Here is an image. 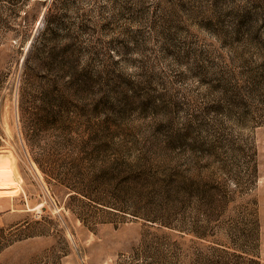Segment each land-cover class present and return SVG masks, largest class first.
I'll return each mask as SVG.
<instances>
[{
    "label": "rangeland",
    "instance_id": "374dc122",
    "mask_svg": "<svg viewBox=\"0 0 264 264\" xmlns=\"http://www.w3.org/2000/svg\"><path fill=\"white\" fill-rule=\"evenodd\" d=\"M1 155L0 264H264V0H0Z\"/></svg>",
    "mask_w": 264,
    "mask_h": 264
},
{
    "label": "bare ground",
    "instance_id": "6f19581e",
    "mask_svg": "<svg viewBox=\"0 0 264 264\" xmlns=\"http://www.w3.org/2000/svg\"><path fill=\"white\" fill-rule=\"evenodd\" d=\"M8 162H9V158H7L5 156H2V155L0 156V166L2 165L1 168H0V183H2V182H6L7 183V179H8V177H10V172L11 171H9L6 168Z\"/></svg>",
    "mask_w": 264,
    "mask_h": 264
}]
</instances>
